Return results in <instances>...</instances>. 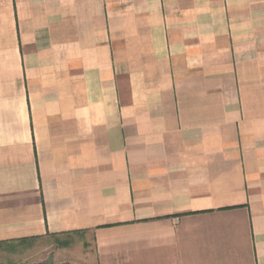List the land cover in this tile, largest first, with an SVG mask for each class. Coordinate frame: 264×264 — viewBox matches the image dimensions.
Masks as SVG:
<instances>
[{"label": "crops", "instance_id": "obj_1", "mask_svg": "<svg viewBox=\"0 0 264 264\" xmlns=\"http://www.w3.org/2000/svg\"><path fill=\"white\" fill-rule=\"evenodd\" d=\"M50 235L264 264V0H0V243Z\"/></svg>", "mask_w": 264, "mask_h": 264}, {"label": "rangeland", "instance_id": "obj_2", "mask_svg": "<svg viewBox=\"0 0 264 264\" xmlns=\"http://www.w3.org/2000/svg\"><path fill=\"white\" fill-rule=\"evenodd\" d=\"M88 245L76 236L8 242L0 245V264H93Z\"/></svg>", "mask_w": 264, "mask_h": 264}, {"label": "trees", "instance_id": "obj_3", "mask_svg": "<svg viewBox=\"0 0 264 264\" xmlns=\"http://www.w3.org/2000/svg\"><path fill=\"white\" fill-rule=\"evenodd\" d=\"M50 236H51V235H50ZM52 236H53V235H52ZM53 237H56V236H53ZM29 240H31V239H29ZM21 241H25V240H21ZM1 244H5V243H0V245H1Z\"/></svg>", "mask_w": 264, "mask_h": 264}]
</instances>
